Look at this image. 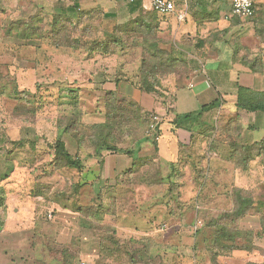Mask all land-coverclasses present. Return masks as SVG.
I'll return each mask as SVG.
<instances>
[{
    "label": "rangeland",
    "instance_id": "1",
    "mask_svg": "<svg viewBox=\"0 0 264 264\" xmlns=\"http://www.w3.org/2000/svg\"><path fill=\"white\" fill-rule=\"evenodd\" d=\"M39 1L0 0V264H264L259 215L252 229L213 242L217 224L240 227L243 218L212 210L232 207L242 188L218 182L200 211L198 199L179 196L181 172L197 183L194 163L180 170L156 157L103 178L105 153L146 141L154 113L143 93L162 97L168 85L89 81L100 64L110 78L135 74L131 26L104 22L85 0ZM64 8L78 19H57ZM30 29L42 37H26ZM156 142L147 139L155 154ZM261 186L249 190L257 200Z\"/></svg>",
    "mask_w": 264,
    "mask_h": 264
},
{
    "label": "crops",
    "instance_id": "2",
    "mask_svg": "<svg viewBox=\"0 0 264 264\" xmlns=\"http://www.w3.org/2000/svg\"><path fill=\"white\" fill-rule=\"evenodd\" d=\"M170 1L176 11L168 15L154 13L151 0H137L138 8L127 0L82 3L111 15L107 20L111 25L132 24L127 49L137 55L130 61L135 71L131 78H110L111 69L100 64L89 81H140L144 53H157L161 56L157 62H162L158 68L171 71L154 77L168 85L162 97L142 92L146 110L162 117L158 153L147 139L129 152L105 153L101 175L113 181L156 157L180 170L194 163L201 168L197 183L187 184L188 171L181 172L185 184L179 196L198 199L200 211L218 196L217 183L223 180L245 191L260 181L264 192V0H255L253 19L232 17V0ZM143 25L151 29L148 41L139 30ZM240 164L243 170L236 168ZM229 204L216 205L212 211L228 213L234 208ZM251 219L257 217H244L240 228L252 229ZM260 229L258 225L255 230ZM260 249L264 251V243Z\"/></svg>",
    "mask_w": 264,
    "mask_h": 264
},
{
    "label": "trees",
    "instance_id": "3",
    "mask_svg": "<svg viewBox=\"0 0 264 264\" xmlns=\"http://www.w3.org/2000/svg\"><path fill=\"white\" fill-rule=\"evenodd\" d=\"M130 5L137 7V8L140 6L139 3H137V0L134 4H130ZM93 10L101 12L102 17H103L102 20L104 22H106L108 19L112 18L111 15H104L103 11H102V9H100V7L95 8ZM76 12H77V10H75V9L64 8L62 10V12H57L55 15H56L57 19H59V17L62 16V17H67V19L77 20L79 14L76 17ZM256 12H257V8H256ZM154 13H157V12L154 11ZM157 14H159V13H157ZM255 16H256V13H255ZM127 26H131V29H130V34H131L132 24H129ZM139 30H140L141 34H143L145 36V40L148 41L147 37L149 36V31L151 29H148L147 25H143V26H139ZM59 32L57 33L56 37L59 36L60 34H64V33H62V31L60 33ZM26 34L27 35H25V36L29 37V38H36L37 36L39 38L42 37L38 33H36L34 30H31V29H30V31H27ZM56 47H58V45ZM66 48H69V47H66ZM157 59H161V56H159L157 53H152V54L151 53H144L142 55L143 68L139 71V73L141 74L140 75V78H141L140 81H153V80H155V78H154L155 76H159V74L164 75L167 72L168 73L171 72V71L166 70V69H159L158 67H161L160 64L162 62L161 61L157 62ZM144 90L147 92V89H144ZM148 127H149V125H148ZM160 133H161V129L158 131V134H160ZM148 138H149V136L147 135L146 139H148ZM155 142H156V140H155ZM237 191H238L237 201H236V203L233 204V206L234 205L235 206L233 209H231L230 212H228L226 214H233L232 217L234 218V221L237 223H238V221H240L242 218H244L246 216H249V215L257 216V215H259L261 218V222H262L261 229H260L261 233H259V234H261V235L264 234V200H262L261 197H259L258 200L255 199L252 196V194L249 193V191H245L244 189H237ZM237 226H238V228H237ZM237 226L234 230L223 231L224 227H221V225L219 226V224H217L216 230H215L216 233H213V236H212V238L214 239L213 242H217V243L222 244L221 240H224L225 237L227 239H230V237L232 235L238 236V235L242 234V231H243V233H245L247 231V230H243V229L241 230L239 225H237ZM230 249L231 248H229V250Z\"/></svg>",
    "mask_w": 264,
    "mask_h": 264
},
{
    "label": "built area",
    "instance_id": "4",
    "mask_svg": "<svg viewBox=\"0 0 264 264\" xmlns=\"http://www.w3.org/2000/svg\"><path fill=\"white\" fill-rule=\"evenodd\" d=\"M127 2L129 4H134L136 0H127ZM255 4V0H232L231 16L242 19H252L256 13ZM151 8L161 15L173 14L176 11L174 3L170 0H151ZM182 17L181 15L180 18ZM160 122V115L153 114L147 131L149 136L154 134L156 141L160 140V134H158Z\"/></svg>",
    "mask_w": 264,
    "mask_h": 264
}]
</instances>
